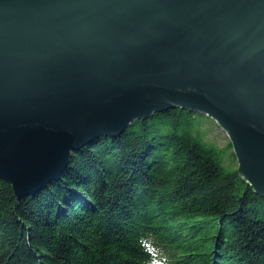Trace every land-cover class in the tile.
<instances>
[{"label":"water","instance_id":"obj_1","mask_svg":"<svg viewBox=\"0 0 264 264\" xmlns=\"http://www.w3.org/2000/svg\"><path fill=\"white\" fill-rule=\"evenodd\" d=\"M172 107L212 118L264 196V0H0V178L16 198Z\"/></svg>","mask_w":264,"mask_h":264},{"label":"trees","instance_id":"obj_2","mask_svg":"<svg viewBox=\"0 0 264 264\" xmlns=\"http://www.w3.org/2000/svg\"><path fill=\"white\" fill-rule=\"evenodd\" d=\"M213 128L167 108L73 152L35 194L16 198L0 178V264H145L142 234L172 264H264V196Z\"/></svg>","mask_w":264,"mask_h":264},{"label":"clouds","instance_id":"obj_3","mask_svg":"<svg viewBox=\"0 0 264 264\" xmlns=\"http://www.w3.org/2000/svg\"><path fill=\"white\" fill-rule=\"evenodd\" d=\"M139 249L145 254V264H172L164 248L158 245L151 234H142L136 241Z\"/></svg>","mask_w":264,"mask_h":264},{"label":"rangeland","instance_id":"obj_4","mask_svg":"<svg viewBox=\"0 0 264 264\" xmlns=\"http://www.w3.org/2000/svg\"><path fill=\"white\" fill-rule=\"evenodd\" d=\"M220 130L221 131H219L216 128H213L212 134H213V137L216 139V142L217 143L224 144V142L226 141V139L228 140V137H227V135H226V133H225V131L223 129L220 128ZM234 164L236 165V160L234 161L233 165Z\"/></svg>","mask_w":264,"mask_h":264}]
</instances>
